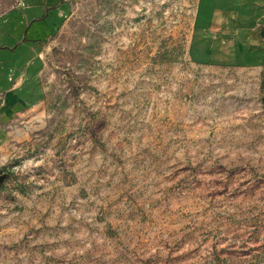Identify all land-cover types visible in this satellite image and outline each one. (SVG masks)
<instances>
[{
	"label": "rangeland",
	"instance_id": "obj_1",
	"mask_svg": "<svg viewBox=\"0 0 264 264\" xmlns=\"http://www.w3.org/2000/svg\"><path fill=\"white\" fill-rule=\"evenodd\" d=\"M199 2L82 0L43 43L0 121V264H264V62L210 60Z\"/></svg>",
	"mask_w": 264,
	"mask_h": 264
},
{
	"label": "crops",
	"instance_id": "obj_2",
	"mask_svg": "<svg viewBox=\"0 0 264 264\" xmlns=\"http://www.w3.org/2000/svg\"><path fill=\"white\" fill-rule=\"evenodd\" d=\"M82 0H25L0 20V121L15 117L40 69L43 43ZM197 35L213 62H264V0H200ZM26 86V87H24Z\"/></svg>",
	"mask_w": 264,
	"mask_h": 264
},
{
	"label": "trees",
	"instance_id": "obj_3",
	"mask_svg": "<svg viewBox=\"0 0 264 264\" xmlns=\"http://www.w3.org/2000/svg\"><path fill=\"white\" fill-rule=\"evenodd\" d=\"M2 174V172L0 171V175Z\"/></svg>",
	"mask_w": 264,
	"mask_h": 264
}]
</instances>
